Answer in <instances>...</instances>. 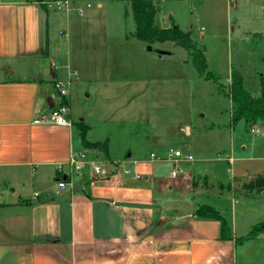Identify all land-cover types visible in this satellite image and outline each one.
I'll return each mask as SVG.
<instances>
[{"label": "crops", "instance_id": "0c3cea01", "mask_svg": "<svg viewBox=\"0 0 264 264\" xmlns=\"http://www.w3.org/2000/svg\"><path fill=\"white\" fill-rule=\"evenodd\" d=\"M44 3L0 0V264H264L263 234L235 241L264 223V214L250 204L234 209L233 193L251 195L232 180L264 173V157L236 158L231 150L226 172L233 191L206 173L201 163L207 158L195 161L189 146L173 148L146 137L113 148L112 134L93 139L90 123L79 118L88 126L87 141L107 142L105 154L85 148L69 111L70 90L71 127L35 122L48 113L47 100L54 103V81L65 79L61 67H51L47 51L48 62L36 60L43 46L31 35L30 18ZM183 128L190 133L189 125ZM171 149L192 160L170 157ZM71 151L95 159L106 180L93 182L87 167L84 182L72 176L57 187V165L65 174ZM209 183L215 196L231 194L229 215L208 203ZM202 204L220 212L232 239H220L219 221L194 215Z\"/></svg>", "mask_w": 264, "mask_h": 264}, {"label": "rangeland", "instance_id": "374dc122", "mask_svg": "<svg viewBox=\"0 0 264 264\" xmlns=\"http://www.w3.org/2000/svg\"><path fill=\"white\" fill-rule=\"evenodd\" d=\"M55 1L62 0H44L45 8L30 18L31 35L43 46L36 60L48 62L47 51L51 67L70 76L71 118L89 122L91 138L109 132L117 149L146 137L173 148L189 146L195 161L207 158L201 163L206 173L224 183L230 181L226 156L231 150L236 158L264 157V121L253 127L240 121L232 127L231 102L223 91L234 68L251 94H259L264 0H152L159 8L157 26L174 24L190 31L217 82L199 75L188 52L174 43L148 45L131 37L135 24L130 0H68L67 10L55 8ZM53 98L57 103L54 88ZM206 189L208 203L229 215L231 194L215 196L211 183ZM233 194L236 211L250 204L264 214V194Z\"/></svg>", "mask_w": 264, "mask_h": 264}, {"label": "trees", "instance_id": "16d2710c", "mask_svg": "<svg viewBox=\"0 0 264 264\" xmlns=\"http://www.w3.org/2000/svg\"><path fill=\"white\" fill-rule=\"evenodd\" d=\"M41 3V0H38ZM42 6V4H41ZM43 7V6H42ZM132 18L134 20L135 29L131 33V37L143 41L148 45L154 43H163L170 41L176 46L185 49L191 59V62L199 75L206 79L217 82V77L207 70L205 57L201 48L193 41L190 31H182L177 25L171 24L168 28H160L156 24V16L159 8L152 0H130ZM259 94L253 96L248 88L244 85L243 76L234 68L231 69L230 79L227 91L224 89L225 95L231 102L230 125L236 126L242 121L246 127L264 121V81L261 79L259 83ZM64 103H67L64 101ZM78 130L80 141L85 148L97 149L106 153L107 142H89L86 140V132L88 126L83 122H73ZM60 178V176H59ZM233 184L240 181L239 189L246 194L264 193V173L255 175L252 179L243 181L234 177ZM236 182V183H235ZM237 187V185H235ZM228 183L227 188L235 191L236 187ZM194 215L200 218H210L220 223V239L230 240L232 234L226 219L214 207L206 204L199 205ZM264 235V223H255L249 232L242 237L235 239L236 242H243L246 239Z\"/></svg>", "mask_w": 264, "mask_h": 264}, {"label": "built area", "instance_id": "2783aa9c", "mask_svg": "<svg viewBox=\"0 0 264 264\" xmlns=\"http://www.w3.org/2000/svg\"><path fill=\"white\" fill-rule=\"evenodd\" d=\"M233 1V0H229ZM55 8L61 9L64 8L67 10L69 6L68 0L55 1L52 3ZM71 79L68 75L64 80H55L53 83V88L57 91V103H53V106L49 109L47 114H42L40 118L36 119V123H45V124H54L59 126L71 127L72 122L68 118V107L64 103L69 93V85ZM153 156V154L151 155ZM170 157H173L176 160H192V156L189 154H184L180 150H170ZM229 162L232 161V158L227 159ZM67 172L63 173V164L57 165V171L61 174L60 178L57 180L56 185L59 188H64L68 184V180L72 176H75L79 181L84 182L86 179L85 169H89V178L93 182H102L106 180V173L104 170L97 164L95 159H90L87 157L85 152H73L69 153L67 162ZM178 170H173L171 176H175Z\"/></svg>", "mask_w": 264, "mask_h": 264}, {"label": "water", "instance_id": "95a60500", "mask_svg": "<svg viewBox=\"0 0 264 264\" xmlns=\"http://www.w3.org/2000/svg\"><path fill=\"white\" fill-rule=\"evenodd\" d=\"M47 103H48V107L51 108L53 106V103H52V101H50V99L47 100Z\"/></svg>", "mask_w": 264, "mask_h": 264}]
</instances>
